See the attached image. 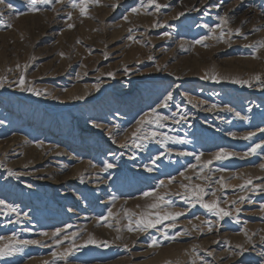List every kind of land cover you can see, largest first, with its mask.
<instances>
[{"label":"rangeland","instance_id":"rangeland-1","mask_svg":"<svg viewBox=\"0 0 264 264\" xmlns=\"http://www.w3.org/2000/svg\"><path fill=\"white\" fill-rule=\"evenodd\" d=\"M32 7L0 3V264H264V0Z\"/></svg>","mask_w":264,"mask_h":264},{"label":"snow or ice","instance_id":"snow-or-ice-1","mask_svg":"<svg viewBox=\"0 0 264 264\" xmlns=\"http://www.w3.org/2000/svg\"><path fill=\"white\" fill-rule=\"evenodd\" d=\"M3 0H0V3H2ZM42 2L44 3H51V0H42ZM150 3H154L155 0H149ZM30 3L33 5V7L31 8V11H37L38 9H36L34 7V5L36 4V0H30ZM88 3V0H80V3H76L75 0H72V7H78L80 8V11H81V14L82 15H85L86 14V5ZM157 8H159V5H157ZM133 12H136L138 11V9L136 8H133L132 9ZM182 15V14H181ZM125 19H127V17H125ZM69 27H72V25H69ZM197 43H200V41H197ZM260 46L261 47H264V41L260 42ZM111 75V73L109 74ZM213 79H216V77H212ZM255 79L259 80L260 78L257 76ZM234 83H247V81H239V80H234L233 81ZM19 85L21 87L22 90H27V91H34L33 89L31 88H25L24 85H25V81H24V78L21 77L20 78V81H19ZM0 87H3L2 84H0ZM37 95H39L40 93L39 92H36ZM171 95H169L168 97H166V101H165V104L164 106L166 107L167 106V100H171ZM239 115V114H237ZM153 116H154V119L153 120H148V121H145L143 118L137 122L138 124V127L136 128V131L133 133V139H132V143L136 146V147H142L141 144H137L136 143V139L138 138L137 137V133H140L142 128L144 127V125L146 123L148 124H156L157 126H163L161 124V121L163 120H166L167 117H164V116H160L158 114L155 113V110H153ZM97 127H99V125H97ZM158 135V133L156 132H151L149 134V136L147 137H144V136H141L139 137L140 139H148V138H151V139H155L156 136ZM249 135H252V134H249ZM248 137H245V139H247ZM168 139H171L170 137H167L165 136L164 137V140H168ZM157 143H163V141H157ZM121 147H127V143L125 144H122ZM260 147V145H256V148ZM256 148H253L251 149V152L254 153L256 151ZM232 154L230 153H226V152H219L216 154V159H224V158H227L228 156H230ZM197 159H199V157H197ZM207 163H211V161H208ZM207 163L205 164V167H207ZM107 168H112L113 165L112 164H107L106 166ZM262 167H264V165H262ZM149 171H151V168L148 169ZM9 174L10 175H13V176H16L17 174L12 172L11 170L9 171ZM247 183H251V181L249 180ZM197 188L199 189V192L200 193H203L204 190L202 188H199V186H197ZM194 194H195V190H194ZM145 196H148L150 195V193L148 192H145L144 193ZM197 199H201L200 196H197L196 197ZM241 199H244L243 197H241ZM156 200L157 201H163L164 200V197L163 196H157L156 197ZM167 203V202H166ZM0 205H4V201L0 200ZM150 208L152 209H156L158 207H160V204L159 203H152L151 205H149ZM202 207L204 208H207L211 211H214L215 214L220 217L221 219H223L225 216H229L230 213L225 211L223 208H219L217 206V202L213 201L212 203H204L202 204ZM11 211H15L14 208H11L10 209ZM239 211V209L237 210ZM111 215V213H110ZM149 215L150 214H145L143 216H141L140 219L136 220L135 223L137 225V228H139V230L141 231H144L145 229L147 228H154L156 227L157 224L161 223L163 220H168V219H171V220H175L178 216L182 215V213H179V212H176V213H168L164 216H160L159 214H156V217H155V220L149 218ZM133 230L132 227H131V223L129 224V231ZM62 230L60 229H57L56 232H54L52 235L54 237L56 236H59L60 232ZM45 235H47V233H45ZM166 239H168V237L166 236L165 237ZM62 241L60 240H56V243L57 244H60ZM20 243H23V244H28V243H37V241H22ZM88 244H96L97 241L91 237H89L88 241L86 242ZM156 241H153V244H155ZM104 246H107L106 244ZM17 249L15 248H9V246H4V247H0V256H8V255H11L13 251H16ZM71 253V249H66L63 253H59V257L60 258H65L67 257L68 255H70ZM242 254V253H241ZM54 256H56L57 254L56 253H53Z\"/></svg>","mask_w":264,"mask_h":264},{"label":"bare ground","instance_id":"bare-ground-1","mask_svg":"<svg viewBox=\"0 0 264 264\" xmlns=\"http://www.w3.org/2000/svg\"><path fill=\"white\" fill-rule=\"evenodd\" d=\"M125 75V74H124ZM116 80H119V79H121L122 78V75H120V74H117V76H116ZM117 82V81H116ZM118 84V83H117ZM122 90V89H121ZM124 91V90H123ZM209 114V113H208ZM189 115V114H188ZM13 143V142H12ZM10 145V144H9ZM11 147V146H10ZM8 149V148H7ZM6 149V150H7ZM11 150V149H10Z\"/></svg>","mask_w":264,"mask_h":264}]
</instances>
